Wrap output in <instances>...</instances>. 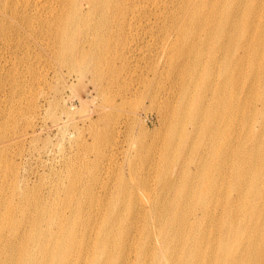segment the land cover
<instances>
[{
	"label": "bare ground",
	"instance_id": "6f19581e",
	"mask_svg": "<svg viewBox=\"0 0 264 264\" xmlns=\"http://www.w3.org/2000/svg\"><path fill=\"white\" fill-rule=\"evenodd\" d=\"M141 19L162 52L149 69L157 95L178 91L162 116L157 188H145L146 205L131 179L101 192L114 129L100 130L89 178L105 206L68 194L55 213L27 200L0 210V264H264V0H0V37L37 33L79 75L111 56L119 88ZM101 120L117 124L112 113ZM144 137L139 129L128 162L136 184L139 163L146 173L155 165Z\"/></svg>",
	"mask_w": 264,
	"mask_h": 264
},
{
	"label": "rangeland",
	"instance_id": "374dc122",
	"mask_svg": "<svg viewBox=\"0 0 264 264\" xmlns=\"http://www.w3.org/2000/svg\"><path fill=\"white\" fill-rule=\"evenodd\" d=\"M140 21L130 42L129 68L121 73V88L112 87L109 80L117 74L110 64L111 56H103L100 71L85 70L79 75L75 67H66L55 47L46 49L50 40L37 33L27 36L26 41L14 34L0 37V199L11 201L3 203L1 211L8 212V206L27 200V205L38 202L55 213L68 194L83 201L94 200V205L97 199L102 207L108 197L105 192L117 176L125 182L131 179V194L146 205L145 188L153 190L158 185L157 156L169 125L162 116L167 99L175 100L178 91L165 90L164 95H157L160 86L152 82L149 69L152 63L163 62L162 52L159 43L149 36L145 19ZM85 61L87 69L93 60ZM139 77L152 83L144 88L137 81ZM163 83L171 84L166 80ZM128 89L137 93L119 104L115 94ZM103 113H112L117 124L105 126ZM122 121L129 129L122 126ZM106 129L114 131L110 132L109 158L103 161L106 164L100 177L101 192L107 190L101 195L95 183L91 191L89 170L98 155L94 136L100 130L105 134ZM139 129L150 136L143 138L144 143L151 144L142 156L154 158L155 165L146 173L143 163H139L140 179L136 184L137 177L128 162L136 156L133 144ZM104 138L102 135L101 141ZM12 216L19 218L20 213L14 210Z\"/></svg>",
	"mask_w": 264,
	"mask_h": 264
}]
</instances>
